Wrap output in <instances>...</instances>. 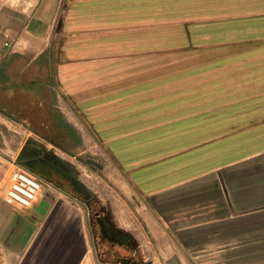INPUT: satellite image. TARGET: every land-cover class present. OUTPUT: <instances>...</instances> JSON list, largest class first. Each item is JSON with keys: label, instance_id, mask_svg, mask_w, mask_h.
Here are the masks:
<instances>
[{"label": "crops", "instance_id": "0c3cea01", "mask_svg": "<svg viewBox=\"0 0 264 264\" xmlns=\"http://www.w3.org/2000/svg\"><path fill=\"white\" fill-rule=\"evenodd\" d=\"M161 56L185 68L184 111L129 124L124 85L149 78L124 68ZM87 148L150 264H264V0H0L3 264H135L98 256L91 211L56 170L30 173L29 208L3 199L22 151L81 179Z\"/></svg>", "mask_w": 264, "mask_h": 264}, {"label": "rangeland", "instance_id": "374dc122", "mask_svg": "<svg viewBox=\"0 0 264 264\" xmlns=\"http://www.w3.org/2000/svg\"><path fill=\"white\" fill-rule=\"evenodd\" d=\"M182 56L183 54H176L175 59H178L177 62L181 61L179 59H183ZM165 57L166 56H161L158 65L155 67L124 68V77L141 75L149 78L145 79V82L143 83L140 82L134 85H124L129 90L133 91V96L128 100L127 104L128 111H130L128 115L129 124L136 126L139 122H141V124L142 122H152L153 118H156L157 116L169 117L173 114L183 113L185 104V87L182 80L185 68L183 66H169L168 64L171 63V60L167 61ZM152 75H154L155 78H152ZM152 79H155L156 82L151 81ZM157 111L158 113L161 111L162 114L156 115ZM141 112L144 113L141 114ZM115 122H117V120ZM91 132L92 131L86 126L85 133L89 136L91 135ZM109 132L112 135H115L124 132V130L120 126H113L109 129ZM87 149H91V151L88 150V153L85 155L83 154L81 157V180L86 187L89 186L93 192L97 193L102 203L106 204L107 200L105 194H108V190L109 192L111 191L110 188L113 190L114 188L107 187L104 189V185L101 183L104 182V179H102L104 178L102 173L91 165L86 164L87 158L95 159L98 162L103 163V151H95L96 148ZM99 194H101V196Z\"/></svg>", "mask_w": 264, "mask_h": 264}, {"label": "flooded vegetation", "instance_id": "af4514ba", "mask_svg": "<svg viewBox=\"0 0 264 264\" xmlns=\"http://www.w3.org/2000/svg\"><path fill=\"white\" fill-rule=\"evenodd\" d=\"M61 182L91 211L89 230L96 253L111 260H124L135 264H150L142 251L132 242L130 235L122 232L113 222L106 204L102 203L96 192L83 186L73 174H61Z\"/></svg>", "mask_w": 264, "mask_h": 264}, {"label": "built area", "instance_id": "2783aa9c", "mask_svg": "<svg viewBox=\"0 0 264 264\" xmlns=\"http://www.w3.org/2000/svg\"><path fill=\"white\" fill-rule=\"evenodd\" d=\"M4 201L19 209L29 208L41 192L39 179L25 171L18 165H12L6 177ZM0 264H3L2 247L0 245Z\"/></svg>", "mask_w": 264, "mask_h": 264}, {"label": "trees", "instance_id": "16d2710c", "mask_svg": "<svg viewBox=\"0 0 264 264\" xmlns=\"http://www.w3.org/2000/svg\"><path fill=\"white\" fill-rule=\"evenodd\" d=\"M48 157L50 161L48 163H45L44 159H41L36 155L26 154L25 151H22L18 156L16 163L18 166L34 175H37V170H39L40 174L50 173L53 170H56L58 173L61 174H65L66 171L71 174H73V172H75V174L78 173V171L74 167H71L72 165L69 162H63L57 156L55 157L53 153L50 152ZM81 179L77 178V180H79V182L83 184V186H85ZM244 245L245 244L242 243V249H244ZM239 262L240 264H247V260L244 259L234 261V264H238Z\"/></svg>", "mask_w": 264, "mask_h": 264}, {"label": "water", "instance_id": "95a60500", "mask_svg": "<svg viewBox=\"0 0 264 264\" xmlns=\"http://www.w3.org/2000/svg\"><path fill=\"white\" fill-rule=\"evenodd\" d=\"M87 163L90 164V165H92V166H94L95 168H98V169L101 168V165L100 164H98L97 162H94L92 160H88Z\"/></svg>", "mask_w": 264, "mask_h": 264}]
</instances>
